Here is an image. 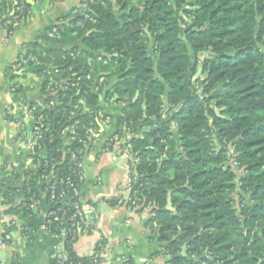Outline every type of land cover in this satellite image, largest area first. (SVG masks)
Returning a JSON list of instances; mask_svg holds the SVG:
<instances>
[{"label":"trees","instance_id":"1","mask_svg":"<svg viewBox=\"0 0 264 264\" xmlns=\"http://www.w3.org/2000/svg\"><path fill=\"white\" fill-rule=\"evenodd\" d=\"M15 1H8L10 10ZM5 4L0 0L1 23L13 18ZM24 4L20 23L29 17ZM82 4L42 32L51 39L57 28L51 40L63 45L81 38L82 47L30 43L22 55L35 61L15 78L30 72L43 92L44 71L59 68V98L42 97L36 106L54 100L47 111L62 117L83 101L97 104L90 87L100 91L106 80L94 83L96 75L116 77L106 96L118 105L117 133L128 128L137 160L127 204L136 198V205L152 208L148 224H155L169 264H264V0ZM77 118L87 124L88 115ZM169 195L174 210L166 208ZM65 249L71 263L95 264Z\"/></svg>","mask_w":264,"mask_h":264},{"label":"crops","instance_id":"2","mask_svg":"<svg viewBox=\"0 0 264 264\" xmlns=\"http://www.w3.org/2000/svg\"><path fill=\"white\" fill-rule=\"evenodd\" d=\"M26 1L30 4L29 17L11 33L0 22V264H57L56 255L62 245L55 235L41 228L46 197L42 182L33 176V163L27 150L31 119L17 109L37 102L41 93L32 76L30 79L15 76L24 70L17 69L24 47L30 43L46 46L43 30L60 23L71 9L85 6L83 0ZM116 81V77L106 79L100 91L90 87L97 96V104L82 102L86 108L103 111L110 120L83 160L80 201L84 206L86 231L76 238L70 250L80 258L100 253V264H169L171 256L162 249L155 224H148L152 208L126 204L127 159L100 149L102 142L117 130L118 105L106 96ZM17 83H22L23 89L12 92L11 86ZM7 108L11 109L8 115ZM119 194L124 200L110 206L108 201Z\"/></svg>","mask_w":264,"mask_h":264},{"label":"built area","instance_id":"3","mask_svg":"<svg viewBox=\"0 0 264 264\" xmlns=\"http://www.w3.org/2000/svg\"><path fill=\"white\" fill-rule=\"evenodd\" d=\"M8 1L6 0L3 11L13 18L6 19L3 24L6 26L7 32L11 33L13 28L20 24L21 18L25 16V0H16L11 10ZM1 12L2 10H0V16ZM27 15H29V11H27ZM57 33V28H53L48 36L53 38ZM29 61H35V58L31 55H21L17 69L23 68ZM34 64L38 65V62ZM60 72L57 67L44 71L48 76V83L43 92L38 86L41 91L40 99L49 96L56 100L59 98L57 94L64 88L60 86ZM27 75L32 76L36 82L39 79L30 72ZM86 78L89 79V76ZM54 89H57L56 92ZM10 90L16 92V86H11ZM36 103L40 104L37 101L21 105L17 109L31 119L28 129L27 150L33 163V175L42 182L47 203L44 210L45 219L41 228L55 235L62 245V250L56 255L57 264H73L68 260L65 248L70 249L76 238L86 231L84 206L80 201V189L84 182L83 160L87 150L94 146L95 138L99 132L108 124L110 117L101 110L92 107L86 108L85 104L80 109L77 104L74 105V110L70 112L69 116L62 115L60 117L56 114V110L54 113L52 110L47 111L54 106V100H50L47 105L41 107L36 106ZM78 109L81 111L77 112ZM10 111L11 109L7 108L6 114L8 115ZM61 111L65 113L64 108ZM79 114L88 115L87 124L81 123L77 118ZM78 127L83 130L84 136L76 134ZM130 136L131 133L128 128L122 127L120 132L117 133L116 130L107 137L100 148L104 153L122 156L128 161L129 174L125 189L128 192L126 204L130 199L131 192L130 172L137 163V160L132 156L128 142ZM73 143H77V145L72 147ZM231 165L234 167L236 164L231 162ZM115 198L120 200L116 206L124 200L120 194ZM135 203L136 198L131 200L129 206L134 207ZM92 260L93 263L100 264L101 254L94 253Z\"/></svg>","mask_w":264,"mask_h":264},{"label":"rangeland","instance_id":"4","mask_svg":"<svg viewBox=\"0 0 264 264\" xmlns=\"http://www.w3.org/2000/svg\"><path fill=\"white\" fill-rule=\"evenodd\" d=\"M50 38V37H49ZM51 39H53V38H51ZM51 39H45L46 41H47V45L46 46H44L45 48H65V49H70L72 46H77V47H82L81 46V38H78V39H76L74 42H72V43H70V44H60V43H58L55 39L54 40H51ZM97 56L96 57H98L97 59H96V62L97 63H100V61L102 62V63H105V62H103V60H104V58H102L100 55L101 54H99V53H95ZM92 63V62H91ZM199 72H200V70L198 71V73L196 74V76H199V80H202V79H204L205 78V75H201V74H199ZM98 74V73H97ZM101 75H103V74H98V75H96L95 77L96 78H94V83L95 82H98V83H103V81H105L106 80V77L107 76H101ZM108 75V74H107ZM195 76V77H196ZM27 77V79H30L31 78V76L30 75H28V76H26ZM94 87H96V88H98V85H95ZM41 92V91H40ZM241 170H237V172L239 173Z\"/></svg>","mask_w":264,"mask_h":264},{"label":"water","instance_id":"5","mask_svg":"<svg viewBox=\"0 0 264 264\" xmlns=\"http://www.w3.org/2000/svg\"><path fill=\"white\" fill-rule=\"evenodd\" d=\"M137 96H138V93H136V95H135L133 101L136 100ZM166 208H167V209L174 210V209L172 208V205H171V202H170V195L168 196V200H167ZM180 255H182V256H185V255H186V244H184V245L182 246V248H181V254H180ZM177 256H179V255H177Z\"/></svg>","mask_w":264,"mask_h":264}]
</instances>
